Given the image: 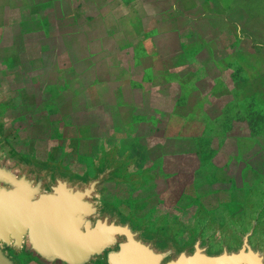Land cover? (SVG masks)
I'll return each instance as SVG.
<instances>
[{
  "label": "rangeland",
  "instance_id": "1",
  "mask_svg": "<svg viewBox=\"0 0 264 264\" xmlns=\"http://www.w3.org/2000/svg\"><path fill=\"white\" fill-rule=\"evenodd\" d=\"M189 1L192 66L177 94L186 116L170 119L175 128L164 147L141 135L107 139L91 155L88 174L113 169L100 201L150 237L170 238L182 249L200 235L218 253L238 248L255 222L249 240L264 252V0ZM24 98L9 105L0 96V138L14 147L21 107L34 104L32 95ZM21 255V264H38Z\"/></svg>",
  "mask_w": 264,
  "mask_h": 264
},
{
  "label": "crops",
  "instance_id": "2",
  "mask_svg": "<svg viewBox=\"0 0 264 264\" xmlns=\"http://www.w3.org/2000/svg\"><path fill=\"white\" fill-rule=\"evenodd\" d=\"M194 8L189 0H0L1 99L34 98L21 107L18 146L3 141L25 160L79 177L107 139L141 135L164 147L170 119L186 116L177 94L192 66ZM28 22L49 28L27 30Z\"/></svg>",
  "mask_w": 264,
  "mask_h": 264
},
{
  "label": "water",
  "instance_id": "3",
  "mask_svg": "<svg viewBox=\"0 0 264 264\" xmlns=\"http://www.w3.org/2000/svg\"><path fill=\"white\" fill-rule=\"evenodd\" d=\"M112 173L74 176L21 158L0 138V264H21V254L38 264H264L249 240L255 222L238 248L218 253L200 235L182 249L146 235L100 201Z\"/></svg>",
  "mask_w": 264,
  "mask_h": 264
},
{
  "label": "flooded vegetation",
  "instance_id": "4",
  "mask_svg": "<svg viewBox=\"0 0 264 264\" xmlns=\"http://www.w3.org/2000/svg\"><path fill=\"white\" fill-rule=\"evenodd\" d=\"M22 256L23 255H21V257H19V260L21 261V259L20 258H22ZM24 257V256H23ZM95 264H102V263H100V262H96Z\"/></svg>",
  "mask_w": 264,
  "mask_h": 264
}]
</instances>
